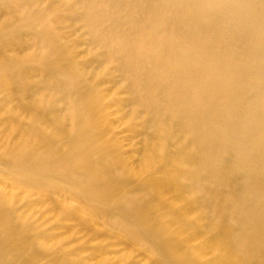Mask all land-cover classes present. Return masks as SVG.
<instances>
[{
	"label": "bare ground",
	"instance_id": "bare-ground-1",
	"mask_svg": "<svg viewBox=\"0 0 264 264\" xmlns=\"http://www.w3.org/2000/svg\"><path fill=\"white\" fill-rule=\"evenodd\" d=\"M0 264H264V0H0Z\"/></svg>",
	"mask_w": 264,
	"mask_h": 264
}]
</instances>
